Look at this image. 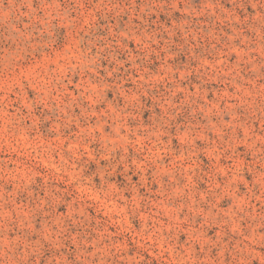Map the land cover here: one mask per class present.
Here are the masks:
<instances>
[{"label":"rangeland","instance_id":"obj_1","mask_svg":"<svg viewBox=\"0 0 264 264\" xmlns=\"http://www.w3.org/2000/svg\"><path fill=\"white\" fill-rule=\"evenodd\" d=\"M0 264H264V0H0Z\"/></svg>","mask_w":264,"mask_h":264}]
</instances>
